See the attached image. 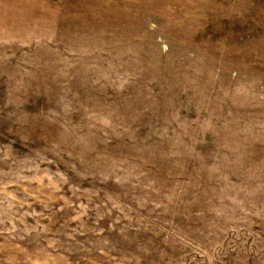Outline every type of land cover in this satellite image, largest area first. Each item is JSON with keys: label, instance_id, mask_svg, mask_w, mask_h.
I'll use <instances>...</instances> for the list:
<instances>
[{"label": "rangeland", "instance_id": "1", "mask_svg": "<svg viewBox=\"0 0 264 264\" xmlns=\"http://www.w3.org/2000/svg\"><path fill=\"white\" fill-rule=\"evenodd\" d=\"M0 264H264V0H0Z\"/></svg>", "mask_w": 264, "mask_h": 264}]
</instances>
